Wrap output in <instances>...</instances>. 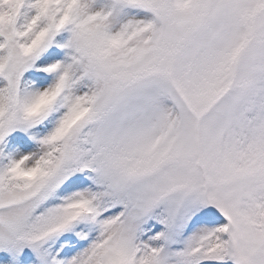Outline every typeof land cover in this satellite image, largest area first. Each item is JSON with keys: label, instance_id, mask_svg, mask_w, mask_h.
I'll return each instance as SVG.
<instances>
[{"label": "snow or ice", "instance_id": "obj_1", "mask_svg": "<svg viewBox=\"0 0 264 264\" xmlns=\"http://www.w3.org/2000/svg\"><path fill=\"white\" fill-rule=\"evenodd\" d=\"M0 264H264V0H0Z\"/></svg>", "mask_w": 264, "mask_h": 264}]
</instances>
